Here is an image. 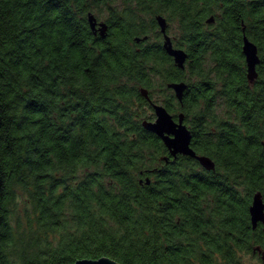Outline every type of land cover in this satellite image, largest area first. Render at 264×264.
I'll list each match as a JSON object with an SVG mask.
<instances>
[{
  "label": "trees",
  "instance_id": "obj_1",
  "mask_svg": "<svg viewBox=\"0 0 264 264\" xmlns=\"http://www.w3.org/2000/svg\"><path fill=\"white\" fill-rule=\"evenodd\" d=\"M104 7L105 39L88 23ZM158 15L178 24L185 70ZM244 35L259 50L254 83ZM175 82L188 84L182 104ZM142 90L184 114L215 171L144 129L155 114ZM258 192L264 0H0V264H264Z\"/></svg>",
  "mask_w": 264,
  "mask_h": 264
},
{
  "label": "water",
  "instance_id": "obj_2",
  "mask_svg": "<svg viewBox=\"0 0 264 264\" xmlns=\"http://www.w3.org/2000/svg\"><path fill=\"white\" fill-rule=\"evenodd\" d=\"M156 22L160 29L161 34L163 35V47L166 53L173 58L175 65L181 69L185 70L186 64L189 59L188 53L181 49L175 48L172 38L168 34L169 23L167 19L161 15L156 17ZM88 23L95 36H100L105 39L108 35L109 26L106 22H100L98 18L93 14H88ZM215 18L211 17L207 24H214ZM245 32V29H243ZM148 38L145 37L143 40L146 41ZM137 43L141 42V39H136ZM243 55L245 57V62L247 66V76L250 83H254L258 79L257 66L260 64L259 50L256 44L249 40V38L244 35L243 38ZM168 88L171 89L178 100L179 103H183L185 93L188 89V84L186 82H175L168 84ZM142 96L148 100L154 110L155 120L154 121H144L143 127L145 130L156 135L165 145L169 151L170 157L177 159L178 156H186L196 160L200 166L206 171H215V163L206 156H199L192 149L191 143L193 135L191 131L185 124L184 114L178 115L175 118L166 107L161 104L154 103L148 94V91L142 90ZM168 118L169 124L174 128L178 129L181 132V138L179 142L176 141L174 132H168L167 134H162L159 130V121L161 116ZM165 161L168 162L169 158L165 157ZM150 181L147 180V184ZM250 217L253 229H257L259 225L263 226L264 229V197L262 193L258 192L253 196V202L250 207ZM76 264H119L115 260L110 258H101L98 260H81Z\"/></svg>",
  "mask_w": 264,
  "mask_h": 264
},
{
  "label": "rangeland",
  "instance_id": "obj_3",
  "mask_svg": "<svg viewBox=\"0 0 264 264\" xmlns=\"http://www.w3.org/2000/svg\"><path fill=\"white\" fill-rule=\"evenodd\" d=\"M118 5L120 6V3H118ZM94 14L100 22H107L110 18V10L108 7H104L101 10L98 9V10L94 11ZM168 30H169L168 31L169 35L173 40L180 37L177 22H171ZM157 82H158L157 85H160L159 80ZM154 96H155V99L159 102L158 104L163 105L162 101H163L164 96L161 94V92L160 91L155 92ZM247 263L248 264H259V257H256V258L249 257L247 259Z\"/></svg>",
  "mask_w": 264,
  "mask_h": 264
},
{
  "label": "snow or ice",
  "instance_id": "obj_4",
  "mask_svg": "<svg viewBox=\"0 0 264 264\" xmlns=\"http://www.w3.org/2000/svg\"><path fill=\"white\" fill-rule=\"evenodd\" d=\"M159 130L161 131L162 134H167L168 132H174L175 135V139L177 142H179L180 138H181V132L178 129H174L168 121V118L165 116H161L160 117V121H159Z\"/></svg>",
  "mask_w": 264,
  "mask_h": 264
},
{
  "label": "flooded vegetation",
  "instance_id": "obj_5",
  "mask_svg": "<svg viewBox=\"0 0 264 264\" xmlns=\"http://www.w3.org/2000/svg\"><path fill=\"white\" fill-rule=\"evenodd\" d=\"M169 31V30H168ZM168 34H169V32H168ZM162 35V34H161ZM162 38H163V35H162ZM148 40V39H147ZM163 40H164V38H163ZM172 41H173V39H172ZM174 44V43H173ZM175 47V46H174ZM176 48V47H175ZM192 140H193V138H192ZM191 147H192V143H191ZM192 149L194 150V148L192 147ZM195 151V150H194ZM196 152V151H195ZM198 155V154H197ZM170 156V155H169ZM199 156H202V155H199ZM184 157H186V156H184ZM169 158V157H168ZM201 167V166H200ZM202 168V167H201Z\"/></svg>",
  "mask_w": 264,
  "mask_h": 264
}]
</instances>
